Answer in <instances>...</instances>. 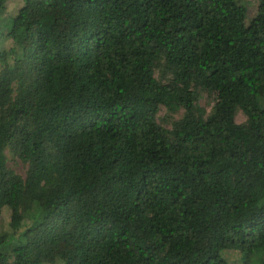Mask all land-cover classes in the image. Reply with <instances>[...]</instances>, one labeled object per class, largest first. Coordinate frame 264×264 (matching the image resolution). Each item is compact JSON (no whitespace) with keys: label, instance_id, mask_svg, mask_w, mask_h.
Segmentation results:
<instances>
[{"label":"trees","instance_id":"16d2710c","mask_svg":"<svg viewBox=\"0 0 264 264\" xmlns=\"http://www.w3.org/2000/svg\"><path fill=\"white\" fill-rule=\"evenodd\" d=\"M11 1L0 264H264V0Z\"/></svg>","mask_w":264,"mask_h":264},{"label":"rangeland","instance_id":"374dc122","mask_svg":"<svg viewBox=\"0 0 264 264\" xmlns=\"http://www.w3.org/2000/svg\"><path fill=\"white\" fill-rule=\"evenodd\" d=\"M23 6L27 7V6H29V4L27 3V6H26V3L24 2V0H12L11 2L8 3L7 12H10V13L11 12H17ZM256 8H257V4H254L250 7V12H251L250 16L255 14ZM34 16H37V15H34ZM52 17L55 18L56 21H59L61 19L57 14L52 15ZM200 105L202 107H205L207 111H210V108L212 106V102L210 104V99L207 98V95H204V97L200 101ZM182 114H183L182 111L179 112L178 115H175V119H179L182 116ZM165 115H166V110H165V108H162L159 115H158L159 121L164 123L165 125H167V127H170L169 124L166 123V119H164ZM235 120L238 124H242L246 121V117L242 112H239L236 115ZM7 155H8V159H9L8 163H9L10 168L12 170H14L15 172H17L18 174L25 177L26 176V169H27L26 165L23 164L20 160L14 159L11 154L7 153ZM8 220H9V212L5 211L0 217V230H3V229L6 230L7 229ZM211 245L212 244H210V243L208 244V246H211ZM230 262H232L233 264H241L239 262H242V261L240 260L239 256L231 255L230 256Z\"/></svg>","mask_w":264,"mask_h":264}]
</instances>
